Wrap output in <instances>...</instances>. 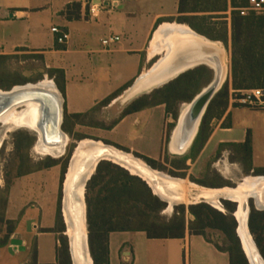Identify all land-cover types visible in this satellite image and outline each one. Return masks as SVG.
I'll list each match as a JSON object with an SVG mask.
<instances>
[{"label":"crops","instance_id":"crops-1","mask_svg":"<svg viewBox=\"0 0 264 264\" xmlns=\"http://www.w3.org/2000/svg\"><path fill=\"white\" fill-rule=\"evenodd\" d=\"M101 1V4H97L94 0H0V55H17L19 58H32L42 62L49 73L53 74L52 76L57 74V72L51 73L52 70L62 71L63 97L68 114L88 112L103 99L119 91L107 89L101 95H94L91 102L84 107H79L76 103L73 107L69 93L76 83H70V79L76 78L75 82H79L81 65L78 63L77 56H86L85 61L90 68L103 63V58L99 56L103 53H118L134 57L133 79L135 80L142 72L149 69L148 64L155 57L151 58L148 54L149 40L154 30L159 24L178 16V0H171L174 5L169 11H123L117 12L114 16L112 14L120 6L122 0ZM74 2L80 3L81 18L79 20L67 19L64 14L67 6ZM92 9L95 10L94 14L91 12ZM137 15L145 17L137 20L140 24L141 42L139 45L130 43L126 45L121 33L113 26H118L123 32L127 31L134 27L132 21ZM159 20L163 21L158 23ZM54 26L69 33V40L66 44L56 43V35L51 31ZM102 26L107 27L108 30L100 37V44L101 39L107 35L115 34L120 37V41L109 49L102 45L101 48L93 47L87 41L93 29ZM227 30L228 41L225 45L230 55V18L227 20ZM73 37L84 41L77 42ZM227 59L229 60L228 54ZM230 81L231 79H229V86ZM76 87L80 89L78 85ZM117 97L109 104L113 103ZM161 106L163 105L127 114L120 118L113 129L125 122L131 115ZM136 121L138 123L137 117L132 123ZM211 129L208 139L194 161L204 155L205 157L210 156L223 145L222 150L230 152L229 155L233 160L243 163L248 170L264 169V137H262L264 106L257 108L240 106L233 101L232 90H230L226 110L220 118L212 119ZM247 138L251 145L250 163H247L237 153L238 145L244 143ZM189 162L192 161L189 160ZM57 166L58 164L49 169H57ZM49 169L16 177V184L8 194L5 216L10 220L16 219L14 216H9L13 192L16 191L18 193L17 202L21 207L18 211L24 207L23 211L18 212L17 215L22 217L21 220L25 224L28 236L21 238L23 250L12 247V252H9V245L0 248V251L4 250L7 253V257L0 254V264H58L57 248L60 246V235H65L68 239L62 198L59 201L61 185L57 187L58 182L55 179V186L52 188L47 185L46 180H37L34 176L35 173ZM28 221H30L29 225H27ZM20 229V226L16 227L11 237L19 234ZM22 252L26 253L25 257L19 258L18 255ZM27 253H30L31 258L26 256ZM108 262L109 264H230V258L227 252L217 249L202 235L189 233L186 228L181 238H148L143 231L111 232L108 236Z\"/></svg>","mask_w":264,"mask_h":264},{"label":"trees","instance_id":"trees-1","mask_svg":"<svg viewBox=\"0 0 264 264\" xmlns=\"http://www.w3.org/2000/svg\"><path fill=\"white\" fill-rule=\"evenodd\" d=\"M237 5L239 4L232 2V7H237ZM227 11V0H178V16L170 20L185 23L196 33L227 44ZM64 14L67 19L79 20L81 18L80 3L74 2L68 5ZM229 18L231 24L230 86L229 82H226L211 100L188 154L169 162L170 166L178 170H185L188 167L187 161L195 160L212 131V119L220 118L226 110L230 90H232V96L237 97L244 90L264 88V15L249 13L241 16L237 10L233 9L230 11ZM162 21L159 20L158 23ZM16 57L17 55H0V88L3 90H9L15 85L28 81L7 68L6 64ZM52 72H57L56 84L60 92L64 94L62 71L52 70ZM211 72L203 65L187 70L151 93L133 100L124 108L121 117L158 105H164L166 113L176 117L175 105L180 102H189L199 92L201 78L209 76ZM132 83L130 82L118 92L109 95L97 105L108 104ZM88 113L68 114L65 112L62 125L64 132L81 139L82 135L73 133V127L84 125V117ZM16 138L17 151L26 150L35 140L24 132L16 133ZM222 147L223 145L220 146L219 151ZM237 151L247 163H250L249 138L238 145ZM135 155L154 169H164L153 158L138 153ZM57 164H59L58 161L50 157L44 162L33 164L26 152L20 157L16 176L21 177L42 169H49ZM65 167L66 163L63 165L62 175ZM254 172L256 175L264 174V169H255ZM170 173L179 174L173 171ZM4 192V197L0 198V225H5L6 231L0 238V248L9 244L10 237L16 229V222L5 216L9 189L5 188ZM60 199L61 187L59 201ZM85 202L88 245L93 264H109L108 236L111 232L143 231L148 238H181L186 228L189 233L202 235L217 249L227 252L230 264H248L235 233L236 221L232 215L224 214L209 204L197 203L188 206L192 218L187 221L184 205L176 207L174 215L169 220H160L159 213L165 208L166 203L154 195L151 188L140 177L130 174L129 171L111 161L103 160L96 166L94 174L86 184ZM225 207L228 211L234 210V204L230 202H225ZM249 227L256 235V243L264 258V211L252 210ZM208 230L222 232L226 243L220 245L211 240L207 234ZM57 258L58 264H72L65 235H60Z\"/></svg>","mask_w":264,"mask_h":264},{"label":"rangeland","instance_id":"rangeland-1","mask_svg":"<svg viewBox=\"0 0 264 264\" xmlns=\"http://www.w3.org/2000/svg\"><path fill=\"white\" fill-rule=\"evenodd\" d=\"M173 5L174 4L171 0H122L120 6L114 10L112 15L114 16L117 14V12L123 11H169L173 9ZM99 9L103 10L102 7H99ZM143 18H145L143 15H137L132 21L134 27L129 28L127 31L125 30L124 32L121 31L118 26H113L116 31L121 33L122 40L124 41V43H126V45L128 43H130L131 45H139V43L141 42V37L139 33L140 24L137 23V20H142ZM168 22L177 21L169 20ZM107 30V27H95V29H93V31L89 35V39L87 41H89L91 46L101 48L102 46L100 44L99 39L105 33H107ZM73 39L77 42L84 41L80 38L76 39L75 37H73ZM99 56L103 58V63L97 64L94 68H90L89 64H86V56H77L78 63L81 65L79 70V82H75L76 78H73L70 79V83H76L80 87V89H77V85L75 84V87H72V89L70 90L69 97L73 107L75 106V103L79 107H84L85 105L91 102V99L92 97H94V95H101L102 93L107 91V89H113L114 91L120 90L124 86L128 85L130 82L134 81V57H128L127 55H122L118 53H103ZM154 56L152 61L148 64L149 68L157 59L160 58V55ZM6 66L11 72H15L27 79L28 81L25 83H35L45 79L53 81L55 84L58 78V74L52 76L53 74L49 73L48 69H46L45 65L42 62H38L36 60H33L32 58L16 57L10 60L6 64ZM211 78L212 72L209 76L201 78L199 84V91L208 84ZM55 85L57 86V84ZM154 89L156 88L146 89L125 99L123 96L125 91L127 90L126 89L119 94L115 102L100 106L96 105V107H93L91 110L88 111V115L84 117L85 124L75 125L73 127V133L82 135L81 139L77 138L76 136H70L65 132L68 135V142L65 148L64 155L59 158H53L48 155H42L36 150V135L32 130L24 127H18L13 124H5L1 122L0 198L4 197L5 188H8L9 191L10 189L14 188L17 180L16 174L18 164L20 162V157L26 152L33 164L44 162L49 157L58 161L59 164L56 167L57 169H49L46 171L44 170L39 173H35L34 176L37 180H46L47 185H50V187L52 188L55 186L54 180L57 179V187L61 185L62 198V185L66 178L65 175L67 173L69 159L73 154L75 147H77L78 144L84 140L98 141L106 145H111L116 149L131 154L134 157H137L135 153H138L143 156L153 158L164 168L162 170L156 169L157 171H160L166 175L183 179L185 182H187V186L189 187V189L192 188L191 185H199L202 187H220L221 185H227L228 187L237 188L241 183H244L247 178L257 177L255 176V172L247 170L243 163L241 164L239 162H235L233 158L229 155L230 152H226L225 150H218L217 152H214L213 154L207 157H205L204 155V157L196 161H187L189 163L188 167L185 170H178L170 166L169 162L171 160L183 158L189 152L188 150L183 155H175L172 154L167 147L171 131L177 120L176 117L178 116L184 104L187 102H180L175 105L174 109L176 111V117L167 114L164 110L165 107L163 105L159 108L142 111V113H139L137 115H131L125 122L120 124L117 128L113 129V126L120 120L122 111L127 105H129L136 98L144 94L151 93ZM63 107L65 113V104L63 105ZM136 117L138 123L137 121L132 123V121ZM93 123H96L97 125H92ZM18 132H24L28 134V136L33 137L35 139L32 144H30L28 148H26V150L24 149L17 151L15 147V142L17 139L16 133ZM262 134V137H264V132H262ZM137 158L145 162L142 158ZM65 163V172L62 175V168ZM171 171L177 173L179 172V174L173 175L170 173ZM202 182L204 184L214 186H206L202 184ZM17 197L18 193L14 191L12 198L13 201L11 205V213L9 216L16 217V219H14V221L16 222L15 225L17 228L19 226L21 227L20 233L15 235V237L23 239L28 235L25 230V224L21 220L22 217L20 218L17 215L18 212L20 213L24 209V207H22V209L18 211V208L21 207H19L20 205L17 202ZM220 202L223 205L222 207H225V202H230L234 204V208L237 206L234 202L228 199L220 200ZM195 203L198 202L178 203L171 207L169 203H166L165 208L159 213V218L163 221L169 220L174 215L176 207L184 205L187 221L191 218L188 211V206ZM210 206L213 205L210 204ZM213 207L216 208L215 206ZM218 208L219 207H217V209ZM222 210H224L226 214L230 213L226 208H223ZM5 231V225H0V238L4 236ZM207 234L211 240L217 242L220 245L226 243L225 236L220 231L208 230ZM0 254H3L4 256L7 253L3 250L0 251ZM25 254L26 253L22 252L18 256L19 258H24ZM29 254L27 253L26 256L30 257L31 255Z\"/></svg>","mask_w":264,"mask_h":264},{"label":"bare ground","instance_id":"bare-ground-1","mask_svg":"<svg viewBox=\"0 0 264 264\" xmlns=\"http://www.w3.org/2000/svg\"><path fill=\"white\" fill-rule=\"evenodd\" d=\"M200 40L204 39L197 36L185 24H179L177 22L161 23L154 30L148 45L149 56L152 58L154 55H160V58L156 60L151 68L142 72L137 78L134 86L128 88L124 96H122L125 99L129 98L172 76L173 73L163 76L161 72H163V67L168 63L170 58H172L173 54L178 49L184 48L186 44H194ZM223 59L228 67V59L225 53L223 54ZM38 83L47 87H55L53 81L45 79ZM116 100H114V102ZM184 106H186V104H184ZM36 107V103H28L25 107L12 109L0 119V123L13 124L18 127L33 130L34 110ZM67 142L68 138H66L64 145L54 147L36 142L35 148L42 155L59 158L64 155ZM171 152L176 154L181 153L175 148H172ZM98 157H103L118 163L127 168L131 173L138 174L146 179L152 186L154 185L153 188L156 192L161 190L165 193L169 198L170 207L173 206L174 202L185 203L204 201L222 210L223 207L219 201L220 197L237 201L238 209L235 214L239 223L238 234L242 246L248 254L252 264H259V259L255 252L254 244L252 243L253 241L251 242L246 227V212H243V210L246 211L247 198L252 195L255 197L257 205L264 207V203L260 198L261 194L264 196V176L247 178L244 183H241L237 188H206L199 185H191L192 188L189 189L187 182L183 179H170L165 174L157 172V170H151L145 162L138 158H133L129 153L116 149L111 145L92 140L81 141L78 146L75 147L64 182L63 213L67 223V235L70 239L73 264H92L93 262L89 255L90 252L88 254L86 250L85 244L86 224L84 221L83 181L93 170L92 166L95 161L93 162L92 159ZM86 160H88V162ZM156 179L159 181L161 180L164 188L160 189L155 186L156 181L154 180Z\"/></svg>","mask_w":264,"mask_h":264},{"label":"water","instance_id":"water-1","mask_svg":"<svg viewBox=\"0 0 264 264\" xmlns=\"http://www.w3.org/2000/svg\"><path fill=\"white\" fill-rule=\"evenodd\" d=\"M96 3L101 4V0H94ZM107 4V2H103ZM197 36L204 40L197 41L194 44H186L184 48L178 49L170 58L168 63L163 67V76L169 73H173L172 76L167 78L163 82H158L154 86H150L148 89L160 87L167 82L173 80L183 72L193 69L197 66H206L212 71V78L208 82V84L203 87L189 102L185 103L184 106L178 116L176 123L171 131L169 141H168V150L171 152L172 148H175L177 151H180V154L175 155H183L186 151L191 147L198 131L199 126L201 124L202 118L207 110L208 105L210 104L213 97L216 93L222 88V86L229 82L230 79V55L226 45L221 41H214L208 39L207 37L200 35L193 31ZM228 54V67L226 62L223 59V54ZM162 76V75H159ZM137 78L133 81L130 87L134 86ZM128 87V88H130ZM127 88V89H128ZM146 90V89H145ZM142 92V91H141ZM139 93V92H138ZM28 103H36L37 107L34 110V120H33V132L36 135V142L44 144L46 146L54 147L64 145L66 142V138L68 135L63 131L62 125L64 120V97L61 94L58 87L55 85L54 88L44 86L38 82L35 83H24L21 85H15L9 90H3L0 88V119L12 109L25 107ZM73 154L71 155L68 163L72 160ZM133 158H137L134 157ZM90 160V159H89ZM93 160V170L91 173L84 179V194H83V202H84V221L86 224V236H85V244L86 250L89 254V245H88V229H87V217H86V202H85V192H86V184L90 177L94 174L96 166L100 161L107 160L103 157H98ZM88 162V160H86ZM110 161V160H107ZM112 162V161H111ZM115 163V162H113ZM121 166L118 163H115ZM148 168L153 169L150 165ZM127 171V168L123 167ZM68 171V169H67ZM163 174L160 171H157ZM130 174L136 175L140 177L143 181L147 183V185L151 188L152 193L156 195L159 199L164 201L165 203H169V198L165 195L163 191L156 192L153 186L144 178L139 176L138 174H133L129 171ZM166 175V174H165ZM168 178H178L170 175H166ZM66 177V175H65ZM155 186L157 188H164L161 180H154ZM65 182V181H64ZM62 188V205L64 201V183ZM163 190V189H162ZM178 204L174 202L173 206ZM196 204V203H195ZM213 207V206H212ZM217 209V208H216ZM222 211V210H220ZM192 218V215H190ZM237 220V219H236ZM30 224V221L27 222V225ZM238 220H237V228L236 233L238 234ZM247 227V222H246ZM248 229V227H247ZM249 232V231H248ZM250 234V233H249ZM240 239V237H239ZM241 241V240H240ZM9 252H12L11 248L23 250V240L18 237H11L9 241ZM254 244V242H253ZM68 247L69 253L71 257V262L73 264V257L70 245V239L68 237ZM242 250L247 259L248 264H252L251 260L248 257V254L244 250L241 243ZM255 252L258 257L259 264H264V258L258 251V248L254 244ZM90 255V254H89ZM93 264V262H92Z\"/></svg>","mask_w":264,"mask_h":264},{"label":"built area","instance_id":"built-area-1","mask_svg":"<svg viewBox=\"0 0 264 264\" xmlns=\"http://www.w3.org/2000/svg\"><path fill=\"white\" fill-rule=\"evenodd\" d=\"M228 11L227 20L229 19L230 11L235 9L239 12L241 16H245L249 13L256 15H264V0H227ZM232 2H236L237 7H232ZM92 9V13L94 14ZM51 31L56 35V43L66 44L69 40V33L60 27L54 26ZM120 41V37L115 34L107 35L101 39V45L109 49L113 45ZM233 101L240 106H246L250 108H257L264 106V88H252L249 90H244L239 93V96L233 97Z\"/></svg>","mask_w":264,"mask_h":264},{"label":"flooded vegetation","instance_id":"flooded-vegetation-1","mask_svg":"<svg viewBox=\"0 0 264 264\" xmlns=\"http://www.w3.org/2000/svg\"><path fill=\"white\" fill-rule=\"evenodd\" d=\"M36 146V145H35ZM139 159V158H138ZM141 160V159H140ZM142 161V160H141ZM147 164V163H146ZM149 165V164H148ZM252 172H254V171H252ZM255 176H264V174H260V175H255ZM228 187L227 185H221L220 187H208V188H222V187ZM203 187H205V186H203ZM207 188V187H206ZM248 198H249V200H248ZM247 198V201H246V211H244L243 210V212H246V222H247V227H248V231H249V236H250V240H251V242L253 241L254 242V244L256 245V247L258 248V245H257V243H256V235H254L252 232H251V230H250V227H249V217H250V214H251V212H252V210H256V211H260V212H262V211H264V207H261V205H257V203H256V200H255V197L252 195V196H250V197H248ZM260 198H261V201L264 203V196L261 194V196H260ZM230 200V201H232V202H234L237 206L234 208V210L233 211H229L230 213V215H232L233 217H234V219H235V221H236V228H237V216H236V214H235V212L237 211V209H238V202L237 201H233V200H231V199H229V198H223V197H220V199H219V201L220 200ZM198 203H206V204H209V203H207V202H204V201H199ZM197 204V203H196ZM210 205V204H209ZM254 205V206H253ZM223 206V205H222ZM225 206V205H224ZM223 208H226V207H223ZM216 209V208H215ZM218 210V209H217ZM220 211V210H219ZM220 212H222V213H224V214H226L225 213V211L223 210V211H220ZM236 228H235V233H236ZM254 236V238H253V236ZM236 236H237V233H236ZM237 238H238V240H239V244H240V247H241V241H240V239H239V237L237 236ZM252 242V243H253ZM241 249H242V247H241ZM243 251V250H242ZM258 251L260 252V250H259V248H258ZM244 253V252H243ZM261 254V253H260ZM262 255V254H261ZM247 260V259H246Z\"/></svg>","mask_w":264,"mask_h":264}]
</instances>
